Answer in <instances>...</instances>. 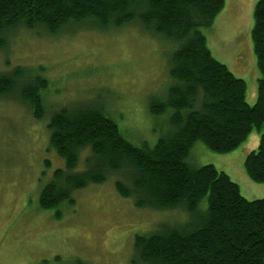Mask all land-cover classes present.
I'll return each instance as SVG.
<instances>
[{
  "label": "trees",
  "instance_id": "16d2710c",
  "mask_svg": "<svg viewBox=\"0 0 264 264\" xmlns=\"http://www.w3.org/2000/svg\"><path fill=\"white\" fill-rule=\"evenodd\" d=\"M224 6L225 0H0V49L6 47L5 36L18 28L40 26L55 34L71 22L85 20L100 30L136 20L176 45L166 100L149 105L155 115L173 110V131L153 147L136 146L123 137L102 106L54 112L47 125L49 145L64 160L65 170L54 171L41 190V209L71 205L77 190L124 171L130 185L115 183L120 197L133 198L140 209L182 208L191 218L184 226H163L148 236H136L134 250L143 264H264V200L244 199L238 186L212 165L193 168L187 163L196 142L213 153L227 154L253 129L264 128V0L255 5L251 31L260 74L253 106L245 102V83L211 56L201 32L212 26ZM22 73L18 68L0 76V97L14 93L39 121L45 112L41 93L48 82L40 76L26 79ZM85 149L90 157L84 170L75 172ZM243 168L253 183L264 185V135ZM203 199L206 210L199 215Z\"/></svg>",
  "mask_w": 264,
  "mask_h": 264
},
{
  "label": "rangeland",
  "instance_id": "374dc122",
  "mask_svg": "<svg viewBox=\"0 0 264 264\" xmlns=\"http://www.w3.org/2000/svg\"><path fill=\"white\" fill-rule=\"evenodd\" d=\"M257 2L225 0L212 26L201 30L211 56L245 83L249 106L256 103L260 78L251 41ZM5 40L0 76L20 68L26 79L40 76L48 85L41 93L45 112L39 121L14 93L0 97V264H143L134 250L135 237L163 226L187 225L190 216L182 208L140 209L133 198L120 197L115 183L130 185L124 171L77 190L71 205L41 209V190L54 171L65 170L64 160L49 145L47 125L64 107H103L127 141L153 147L173 131L169 122L173 110L155 115L149 105L166 100L172 84L170 56L176 45L136 20L106 30L90 20L71 22L55 34L40 26L18 28ZM261 135L264 128L253 129L227 154L213 153L196 142L187 163L193 168L212 165L238 186L244 199L264 200V185L253 183L243 168ZM88 157V149L79 153L75 172L84 170ZM205 210L203 199L198 214Z\"/></svg>",
  "mask_w": 264,
  "mask_h": 264
}]
</instances>
